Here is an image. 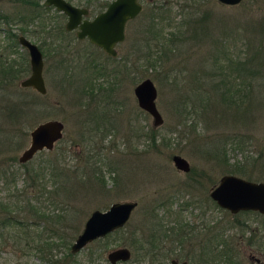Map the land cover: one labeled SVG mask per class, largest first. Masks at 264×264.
<instances>
[{"label":"rangeland","instance_id":"obj_1","mask_svg":"<svg viewBox=\"0 0 264 264\" xmlns=\"http://www.w3.org/2000/svg\"><path fill=\"white\" fill-rule=\"evenodd\" d=\"M68 1L83 6L88 2ZM139 1L141 9L126 22L125 37L116 45L117 54L113 59L86 39L77 40L73 33L59 30L57 26H63L65 15H61L53 6L42 11L41 18L25 27L22 34L35 42L43 55L42 75L46 91L39 94L33 88H28L42 95V112L37 117L28 116L22 121L25 135L21 145L9 154L0 155V202L8 204L10 210H13L11 215H19L20 219H27L28 223L33 220L35 224H28V236L18 225L0 230V264H46L39 252L30 247L33 242L29 236L34 231H42V236L55 231L70 239L65 246L60 244L59 237L54 238L58 245L53 247L52 252L54 256H62L69 251L70 243L90 211L103 210L113 201L129 199L136 200L137 205L122 227L103 238L107 246L102 253L95 249L89 255L88 251L94 250L92 245L95 243L89 244L90 241L78 251L70 252L71 255L62 262L109 264L105 256L107 250L124 245L130 249V258L118 264H146L149 261L148 255H145V260L142 259L144 249H140L138 243L145 240L150 232L154 234L156 227L152 223L157 221L166 229L180 218L190 226H195L196 229L190 233H195L191 238L195 245L199 244L197 240L203 236L200 235L203 230L201 223L206 226L218 224L217 248L222 249L228 245L238 250L244 264H264V214L251 210L231 213L214 205L208 198L204 208L205 203L200 197H208L209 188L221 174L232 173L227 171L228 166L223 161L206 155L211 144L219 143L225 136L239 133L244 152L257 151L264 145V102L253 103L252 113L246 119L232 120L224 116L226 113L219 108L217 113L223 115L222 119L212 110H205V113L198 115L199 107L191 108L190 101L194 97L193 91L204 87L201 81L205 68H220L226 64L221 48L232 57L231 67L234 61L239 60H245L250 65L248 58L253 57L254 43L250 33L256 34L255 29L251 30L256 27V22L264 18V2L240 0L236 4H225L218 0ZM169 2L172 24L182 22L185 25L181 24V34L174 39L172 51L151 66L144 61L142 54L138 59L133 56L131 44L135 41L141 43L144 51V44L148 42L146 38L150 39L148 34L152 30V19L149 16L152 8ZM20 4L18 0H0V8L12 14L25 10ZM94 13L92 10L89 15ZM163 23L161 25L164 26ZM172 24L165 26V30H174ZM22 27V20H12L6 25L16 36L21 34ZM139 29H142L141 34ZM224 37L225 43H221ZM9 45L4 31L0 29V50L8 57L20 61L23 66L27 64L28 69L20 76L22 78L29 72L28 53L18 42ZM126 52L133 55L126 62L127 73L125 71L122 74L119 58ZM218 54L221 58L215 66L211 59L212 55ZM94 61L104 68L94 67ZM251 63L255 64V59ZM95 69L108 74H98ZM111 71L115 72L114 75L109 74ZM261 76L259 83H253L254 91H264V75ZM144 77H149L156 88L155 104L163 119L156 127L151 125L150 115L137 105L132 91L134 84ZM90 85L93 92L96 91L92 96H89L88 91ZM182 106L185 113L180 115ZM48 118L62 121V136L51 149L39 150L26 162L19 163L17 156L28 144L29 129ZM150 129L155 134L153 143L145 136ZM233 144L228 142L225 145L228 164L234 159L244 158ZM173 153L180 154L189 162L188 172L174 167L171 161ZM49 162L53 174L48 173ZM43 166L49 168L44 170L43 177L38 175L42 178L34 181L35 185L31 188L28 186L31 184L29 175ZM60 171L66 175H61ZM252 171L248 176L233 174L264 181L255 170ZM22 190H30L28 202L31 208L26 207L23 198L18 197L20 203L16 201L15 194L19 196ZM33 194L39 200L31 196ZM161 200L162 204L159 203ZM36 209L46 214H55V218L50 221L37 218ZM209 236L210 232L205 233V238ZM249 238L251 244L247 243ZM223 241L226 245L220 243ZM182 246L170 251L166 264H169L172 257L196 264L194 260L200 258L199 246H195L197 249L194 247L192 252H186Z\"/></svg>","mask_w":264,"mask_h":264},{"label":"trees","instance_id":"obj_2","mask_svg":"<svg viewBox=\"0 0 264 264\" xmlns=\"http://www.w3.org/2000/svg\"><path fill=\"white\" fill-rule=\"evenodd\" d=\"M18 2L21 3V6L25 7L24 11H15L12 14L7 11H3L0 8V29L4 31V36L10 43L9 46L15 45L17 43L16 33L6 28V25L10 21H24V27L21 28L22 34L25 32V27L27 26V24L35 21V19L37 20L41 18L42 11L47 10L50 7L49 5H44L41 0H18ZM106 2L107 1L103 2L102 4L104 5L106 4ZM170 8V2L164 6L160 5L152 8L149 15L152 19V25L150 26L152 30L149 31L151 32V34H148L151 40L147 39L148 37L146 38V41L151 43L147 42L144 44V51L141 43L135 41L134 44H131V49L134 50V57L136 59H138L140 57V54H142V58H144V61L148 62V65L153 66L156 61L159 62L162 59V56H165L168 52L172 51L173 47L171 45L173 44L174 39L180 37V26L181 24L185 25V23L181 22L178 24H172ZM161 23H163L164 26L161 25ZM171 24V27H174V30H165V26ZM255 26L256 27L253 28L251 32L255 29L254 32H256V34L253 32L250 33V37L252 35V39L254 42L252 45L253 57L250 56L248 58V62H250V65L249 63H246L245 60H239L238 62L234 61L231 67L230 63L232 57L227 55L228 52L226 54V52H224L225 50L221 48L220 50L222 52V58L226 59V64H224L223 67L220 68L211 66L207 70L205 68V70L203 71L204 76L202 77L204 78L201 82L204 87L200 88L199 91H193L194 97L190 100L192 104L191 108L199 107L198 115L205 113V110H207V112H211L212 110L216 116L222 119L223 115L219 116L217 113V110L219 108L222 110V112L226 113H224V116L227 115L232 120H243L244 117L246 119L249 113H252L251 106L253 107V103L260 104L264 102V91L261 92V89H257L256 91H254L253 89V83H259V78L262 77L261 75H264V18L262 20H259V22H256ZM57 28L61 31L63 29L61 25H58ZM140 30L142 29H139V31ZM146 30L148 31L149 29ZM248 41H250V39H248ZM220 42L225 43V37ZM220 58V54L212 55V64L216 66ZM253 58L256 61L255 64L251 63V60H254ZM127 61H130V58H127L126 62ZM137 61L138 60H136L135 62ZM102 67L104 68V66ZM212 67L213 69H211ZM27 69V64L23 66L20 61H16L13 58L8 57L7 54L5 55L3 51L0 50V155L9 154L11 150L18 148L21 145L22 139L25 135L22 121L28 116L37 117L42 112L41 104L44 102L41 97L42 95L39 96L38 94L31 92V89H28L29 87H21L18 84L20 76L25 71H27ZM95 70L98 74H108L106 71H98V69ZM125 71L126 73L128 71L127 65H125ZM114 73V71L109 72V74L111 75H114ZM100 87L104 88L103 86H99V88ZM88 91H90L89 96L96 94V91L93 92V88L91 85ZM183 107L184 106H182V108ZM182 108L180 109V111L182 110V112H180V115H183L185 113V111L183 113V110L185 109ZM219 114H221L220 111ZM104 116L105 114H103V119ZM145 136L149 138L148 141L150 143H153L155 134H153L152 129H150L145 134ZM240 139L241 135L239 133H235L231 136H225L221 138V141L219 143H213V145L211 144V148H208V150L206 151V155L208 157L215 158L218 161H223L224 165L227 164V171L238 174H246V176H248L252 174V170H255L257 175L263 177L262 179H264V145L257 151L249 153V151L247 152L245 150L244 152L243 148H241L242 142ZM228 142L234 143V147L236 146L240 150V152H242L244 156L242 160L234 159L232 163L228 164L225 158V145ZM218 156L220 157V159ZM48 165L50 166L48 173L53 174V172H51L50 162L48 163ZM48 168L49 167L47 166H43L39 167L38 170H35V172H32V174L29 175L31 184H29L28 186L32 188V186L35 185L34 181H39L43 177V174L45 172L44 170H48ZM59 173L61 175H66L64 171H60ZM38 175H41L42 177ZM26 185L27 183L23 188H25ZM29 191L30 190H22L18 193L19 196L17 194H15V196L16 201L20 203V198H23V201L26 203V207L31 208L32 206L28 202V198L30 197V194H28ZM31 196H34L38 199V197L34 194ZM159 203L162 204L163 200H161ZM0 211L2 212V216H0V230L6 229L7 227L9 228L10 225H18L20 228H22V231L25 232L27 236L29 235L27 233L28 224H35V221L32 220L29 221L31 223H28L27 219H20L21 217L19 215H11L13 210H10L6 202H0ZM35 212L37 213L36 217L40 219L45 218L47 221H50L55 218V214H46L44 212L38 211L37 209L35 210ZM22 221L25 223L22 224ZM152 224H155V222ZM49 230L51 229L49 228ZM34 232L35 233L30 234L29 236L30 241L33 242L30 247L36 249L39 252L40 257L44 259L46 264H64L66 261L63 263L62 260L67 259L71 255V253L70 251H67L60 257L54 256L52 249L53 247L58 245V243L55 242L54 238L59 237L61 240L60 244L65 246L68 245L70 239H66L64 235H59L58 232L55 231L47 232L46 236H42V231ZM109 234L110 233H107L102 237H98L89 243L92 244L93 242H95L92 245L94 246V250L90 252L88 251L89 255L96 250H99L101 253L103 252L104 248L107 246V242L102 240ZM165 234L167 235L166 230L164 232V235ZM156 237V229H154V234L153 231L152 233L150 232L149 235H146L145 240L139 241L138 243L140 249H144V252L142 253V259L145 260V255H148L149 261L147 260L146 264H166V259L170 255V251L174 250L173 247H159L157 249L155 247L158 243ZM220 243L226 245L224 241ZM247 243H252L250 238L247 240ZM241 256L242 255L240 254V252H238V250L232 249L228 245L224 246L222 249H219L215 246L213 250L208 247L205 252V264H217L218 262H221L223 264H244L242 262L243 260ZM197 261H199V259ZM194 262L196 261L194 260Z\"/></svg>","mask_w":264,"mask_h":264},{"label":"water","instance_id":"obj_3","mask_svg":"<svg viewBox=\"0 0 264 264\" xmlns=\"http://www.w3.org/2000/svg\"><path fill=\"white\" fill-rule=\"evenodd\" d=\"M225 4H236L240 0H218ZM44 5H51L66 15V29L77 27L78 38L86 36L89 42L99 46L109 55H115L114 44L124 38V24L133 18L141 9L139 0H110L106 7L91 18H81L87 9L67 0H42ZM17 42L28 53L29 72L19 79L21 87H31L39 94L45 93L42 77L43 57L38 45L23 34L17 35ZM137 105L151 117L153 127L162 123L163 119L155 104L156 88L149 77H144L132 88ZM63 123L59 119L48 118L37 122L28 131V144L17 156L18 162H25L35 152L52 148L54 142L62 136ZM171 161L175 168L187 171L189 162L180 154L173 153ZM208 195L215 203L235 213L240 210H253L264 214V181H255L233 173L221 174L217 182L210 188ZM136 200L113 201L107 208L93 209L85 218L80 231L69 245L70 252H76L95 238L121 227L129 218ZM106 259L109 264H118L130 258V249L124 245L107 250ZM169 264H187L185 260L174 258Z\"/></svg>","mask_w":264,"mask_h":264},{"label":"flooded vegetation","instance_id":"obj_4","mask_svg":"<svg viewBox=\"0 0 264 264\" xmlns=\"http://www.w3.org/2000/svg\"><path fill=\"white\" fill-rule=\"evenodd\" d=\"M68 1V0H67ZM105 1H107L106 2V4H102L103 2H105ZM105 1H102V0H89L88 2H86L85 3V5L83 6V5H77V6H81V7H85L86 9H87V12H86V14L85 15H83L82 14V16H81V18H91L94 14H96L97 12H99V11H101V10H103L105 7H106V5H107V3L110 1V0H105ZM70 2V1H69ZM101 2V3H100ZM75 5V4H74ZM49 6H51V5H49ZM92 10H94L95 11V13L92 15V16H90L89 15V12H91ZM58 11V10H57ZM140 11V10H139ZM58 12H60V14L61 15H65L63 12H61V11H58ZM139 13V12H138ZM137 13V14H138ZM136 14V15H137ZM135 15V16H136ZM134 16V17H135ZM133 17V18H134ZM132 19V18H131ZM129 20V19H128ZM127 20V21H128ZM65 21H66V15H65ZM65 21H64V23H65ZM126 21V22H127ZM126 22H125V24H126ZM64 23H63V26H62V31L63 32H66V33H73V35L75 36V38L77 39V40H82V39H86L88 42H89V40L87 39V37L86 36H84V37H81V38H78L77 36H76V31H77V27H74V28H71V29H66L65 28V25H64ZM125 24H124V28H125ZM124 37H125V33H124ZM124 39V38H123ZM123 39L122 40H120V41H118V42H116L115 44H114V48L116 49V45L118 44V43H120V42H122L123 41ZM90 44H92V45H94L93 43H91V42H89ZM94 46H96V45H94ZM96 47H98L99 49H101L99 46H96ZM102 50V49H101ZM103 51V50H102ZM107 56H109L110 58H115L116 57V54H117V50H116V53H115V55H109V54H107L105 51H103ZM131 55H133V54H131V52L130 53H128V52H126L122 57H120L119 59V62H121V65H120V67H121V70H123L122 71V74H125V63H126V59L127 58H130L131 57ZM134 56V55H133ZM42 57H43V55H42ZM93 66L94 67H102V66H100L99 65V63L98 62H93ZM103 68V67H102ZM42 69H43V67H42ZM116 68H114V69H111V70H115ZM42 77H43V75H42ZM43 81H44V79H43ZM45 85V84H44ZM45 91H46V88H45ZM156 127V126H155ZM189 166H190V164H189ZM177 169V168H176ZM189 169H190V167H189ZM178 170V169H177ZM189 170H187V171H184V172H188ZM214 185V184H213ZM212 185V186H213ZM211 186V187H212ZM210 187V188H211ZM210 188H209V190H210ZM209 192V191H208ZM201 198H202V202L203 203H205V205H204V208H205V206H206V201H207V198H208V200H210V201H212L213 203H214V205H217L216 203H215V201L213 200V199H211L210 197H209V195H208V197L207 196H200ZM197 199V198H196ZM196 202H197V200H195ZM201 202V203H202ZM199 203V202H198ZM201 203H199V204H201ZM185 204H187V203H185ZM136 205H137V201H136ZM135 205V206H136ZM218 206V205H217ZM220 207V206H219ZM222 208V207H221ZM134 209V208H133ZM132 209V210H133ZM240 211H246V210H240ZM132 212V211H131ZM203 212V211H202ZM237 212H239V211H237ZM237 212H235V213H237ZM131 214V213H130ZM126 223V222H125ZM124 223V224H125ZM123 224V225H124ZM122 225V226H123ZM201 227H202V231H201V233H200V235H203V236H201L200 237V239L201 240H195L197 243H199L198 245H195L194 243H192L191 242V238L193 237V235L195 234H192V235H190V233L192 232L191 230H195L196 228H195V226H190L187 222H185L183 219L181 220L180 218L179 219H177L176 221H175V223L173 224V225H171V226H169V227H166V229H164L163 227H161L160 225H159V223L156 221V223H155V227H156V238H157V245L155 246L157 249L159 248V247H161V248H171V247H173V249H174V247H176V248H179L180 247V245H183L182 246V249L183 250H185L186 252H191L192 251V249H194V247L196 246H199V252L201 253L200 254V258H199V261H196L195 263L196 264H205V252H206V250H207V248L209 247V248H211L212 250L215 248V243L219 240L218 239V234H219V225L218 224H213V225H210V226H206L205 225V223H201ZM121 226V227H122ZM120 228V227H119ZM117 229V228H116ZM115 230V229H114ZM165 232V230H166V232H167V235L165 234L164 235V232ZM113 231V230H112ZM112 231H110V232H112ZM110 232H108V233H110ZM207 232H210V236H209V238H205V233H207ZM107 234V233H106ZM168 243H167V242ZM194 245V246H193ZM195 247V249H197ZM172 258H174V257H172ZM171 259V258H170ZM169 259V260H170ZM174 259H176L177 261H181V260H185L186 261V263L188 264V261L186 260V259H177V258H174ZM257 261V260H256ZM120 262V261H119ZM260 262V261H259ZM189 263H191L190 261H189Z\"/></svg>","mask_w":264,"mask_h":264}]
</instances>
